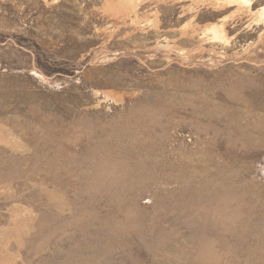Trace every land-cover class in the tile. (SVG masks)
<instances>
[{"label": "rangeland", "instance_id": "rangeland-1", "mask_svg": "<svg viewBox=\"0 0 264 264\" xmlns=\"http://www.w3.org/2000/svg\"><path fill=\"white\" fill-rule=\"evenodd\" d=\"M264 264V0H0V264Z\"/></svg>", "mask_w": 264, "mask_h": 264}, {"label": "clouds", "instance_id": "clouds-1", "mask_svg": "<svg viewBox=\"0 0 264 264\" xmlns=\"http://www.w3.org/2000/svg\"><path fill=\"white\" fill-rule=\"evenodd\" d=\"M224 261V254L218 250H209L206 244H201L198 254V264H222Z\"/></svg>", "mask_w": 264, "mask_h": 264}]
</instances>
